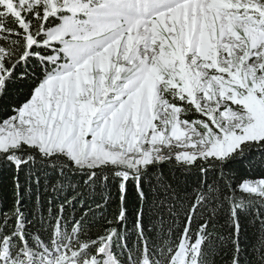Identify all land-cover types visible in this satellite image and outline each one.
Listing matches in <instances>:
<instances>
[{
  "label": "snow or ice",
  "instance_id": "snow-or-ice-1",
  "mask_svg": "<svg viewBox=\"0 0 264 264\" xmlns=\"http://www.w3.org/2000/svg\"><path fill=\"white\" fill-rule=\"evenodd\" d=\"M0 264H264V0H0Z\"/></svg>",
  "mask_w": 264,
  "mask_h": 264
}]
</instances>
